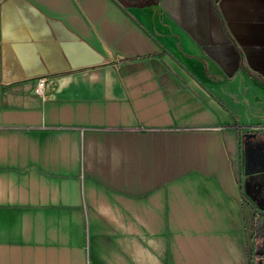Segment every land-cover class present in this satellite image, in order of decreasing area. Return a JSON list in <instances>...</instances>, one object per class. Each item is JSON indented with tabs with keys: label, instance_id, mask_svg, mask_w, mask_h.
Wrapping results in <instances>:
<instances>
[{
	"label": "crops",
	"instance_id": "crops-1",
	"mask_svg": "<svg viewBox=\"0 0 264 264\" xmlns=\"http://www.w3.org/2000/svg\"><path fill=\"white\" fill-rule=\"evenodd\" d=\"M241 73L264 0H0V264H255Z\"/></svg>",
	"mask_w": 264,
	"mask_h": 264
},
{
	"label": "rangeland",
	"instance_id": "rangeland-1",
	"mask_svg": "<svg viewBox=\"0 0 264 264\" xmlns=\"http://www.w3.org/2000/svg\"><path fill=\"white\" fill-rule=\"evenodd\" d=\"M192 56L197 57L196 55ZM214 76V74H209V77L214 78ZM218 81L222 87L219 93L238 114L234 113V115L240 118L235 121V126H238L242 140L245 138L244 143L247 147L248 145L251 146V152L260 153L264 159V88L254 78L244 73L230 80ZM240 176H243V169ZM245 176H256L264 179V163L262 169L257 163V167L254 166L251 170H245ZM255 193L264 199V184L259 185L255 189ZM257 228L261 234L258 235L256 241L261 246V250L256 255L255 264H264V220L254 222V229L257 230Z\"/></svg>",
	"mask_w": 264,
	"mask_h": 264
},
{
	"label": "built area",
	"instance_id": "built-area-1",
	"mask_svg": "<svg viewBox=\"0 0 264 264\" xmlns=\"http://www.w3.org/2000/svg\"><path fill=\"white\" fill-rule=\"evenodd\" d=\"M45 79H40L39 82H38V85L36 87V92L39 93V94H43L44 91H45Z\"/></svg>",
	"mask_w": 264,
	"mask_h": 264
},
{
	"label": "water",
	"instance_id": "water-1",
	"mask_svg": "<svg viewBox=\"0 0 264 264\" xmlns=\"http://www.w3.org/2000/svg\"><path fill=\"white\" fill-rule=\"evenodd\" d=\"M242 172V169H241V161L239 160V173H241ZM241 177V176H240ZM258 213H259V216L261 217L260 219H259V221H261L262 222V220H264L263 218H264V212H262V211H258Z\"/></svg>",
	"mask_w": 264,
	"mask_h": 264
}]
</instances>
